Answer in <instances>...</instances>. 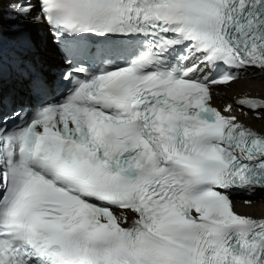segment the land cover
I'll return each instance as SVG.
<instances>
[{
	"label": "bare ground",
	"instance_id": "6f19581e",
	"mask_svg": "<svg viewBox=\"0 0 264 264\" xmlns=\"http://www.w3.org/2000/svg\"><path fill=\"white\" fill-rule=\"evenodd\" d=\"M15 0H0V25L8 29L11 25L12 20L8 16V11L4 6L13 3ZM31 29H35V25H32ZM49 36L47 35V44L49 43ZM214 96H222V99L226 103H231V98L233 95H241L242 97H260L264 102V74L257 73L254 71H249L245 73L242 80L234 81L229 83L228 86L214 88ZM253 126L258 132L264 134V109L262 115L258 120L252 121ZM235 209L246 215H252L255 218H264V195L256 203L245 204L242 199L237 198L235 201Z\"/></svg>",
	"mask_w": 264,
	"mask_h": 264
}]
</instances>
